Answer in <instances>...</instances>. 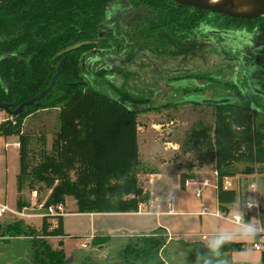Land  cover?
I'll use <instances>...</instances> for the list:
<instances>
[{"label": "trees", "instance_id": "obj_1", "mask_svg": "<svg viewBox=\"0 0 264 264\" xmlns=\"http://www.w3.org/2000/svg\"><path fill=\"white\" fill-rule=\"evenodd\" d=\"M123 8L141 13L147 21L140 26L135 21L128 22ZM209 18L246 22L179 6L170 0H4L0 3V103L11 105L10 109L14 110L37 96L49 85L55 68L63 61L51 91L37 106L25 107L17 116H8L0 122V137H14L18 143L15 209L20 212L29 207L24 193L33 191L37 194L49 191L42 205L44 210L64 203L69 197L73 200V212L78 214L136 213L139 203H147L150 195L137 179L143 170L137 147V115L141 112L137 107L148 109V99L119 91L120 70L116 67L111 70L115 74H111L114 80L109 82L105 61L120 56L124 44L132 40L127 37H152L157 33L186 37ZM254 22L262 23L261 19ZM85 40L98 41L102 52L90 55L96 48L91 44L55 57L65 47ZM211 107L212 126L201 124L200 129H192L182 148L198 156L204 154L213 161L218 209L226 212L238 202L240 195L224 189V179L264 175V108L251 106L246 100ZM52 109L57 110L58 128L48 149L45 134L24 133L23 128L26 118ZM188 170L178 176L182 188L186 179L195 177L190 173L191 168ZM37 202L41 203V199ZM41 219L39 231L15 223L4 232L0 228V237L8 240L22 234L36 235L35 263L62 264V252L51 251L38 239L62 236L61 217L44 215ZM51 220H55V227ZM106 241L105 237H98L92 244L100 246ZM160 245L162 239L157 236L142 237L127 247L125 253L145 263L158 252ZM241 249V244L228 243L221 253ZM260 264H264V251Z\"/></svg>", "mask_w": 264, "mask_h": 264}, {"label": "rangeland", "instance_id": "obj_2", "mask_svg": "<svg viewBox=\"0 0 264 264\" xmlns=\"http://www.w3.org/2000/svg\"><path fill=\"white\" fill-rule=\"evenodd\" d=\"M175 45V47H173ZM173 52V55L182 53V60H184L185 55H189L190 51L193 49L190 43L182 44V41H170L166 42L163 46ZM153 49L148 50L150 56L154 55L152 53ZM166 53V52H165ZM206 54V53H205ZM171 55V54H169ZM201 54L192 57L191 62L188 64L194 65H205V67H212L213 58L208 54L206 56L200 57ZM169 56L164 55L161 57V62L157 59L154 61L162 69H169L172 62L167 58ZM175 61H179L177 57L173 58ZM181 60V59H180ZM189 61V58H188ZM171 64V65H170ZM140 66V65H139ZM143 69L137 72H130L123 88L117 87L119 91H125L133 97L149 98L148 109L146 107H137L141 112L137 115V147L140 152L141 170H152L154 164L152 159L145 152L144 144L147 143L149 149L155 159H162L165 157L168 161H172L174 164L179 165L178 169L182 170L186 167V162L196 161V157L202 158V160L211 161L209 157L203 155H197L190 149H185L186 152L191 153L187 159L182 160V145L186 143L187 135L192 131V129H200L201 124L207 128L212 126L213 122V109L209 105L193 104L189 102L201 101L200 96H196L195 93L182 96L183 101H188L183 103L177 109H172L164 104L169 102H175L179 99L174 97L171 91H168L164 86V81H160L157 78H151L145 71L147 65H142ZM214 67V65H213ZM122 82V81H121ZM159 88L160 91L156 90ZM122 89V90H121ZM112 93V92H110ZM214 90L206 92V96H212ZM136 94V95H135ZM181 95V94H180ZM184 95V94H182ZM158 108V109H152ZM8 115L4 111H0V122L5 120ZM57 118V110H43L38 111L33 116H30L24 121V133L41 135L45 134L47 137V148H50L51 136L55 132L54 121ZM15 141L14 137L6 138L5 143L7 144L5 148L0 147V203L10 210L16 211L15 209V175L18 171L17 164V148H13L11 143ZM173 143L179 144L174 150ZM183 143V144H182ZM165 153L164 156L161 154ZM204 156V157H202ZM200 161V160H199ZM183 162V163H182ZM152 163V164H151ZM183 164V165H182ZM208 164V163H207ZM208 166H205L206 168ZM186 169V168H185ZM203 168L198 167L197 164L190 170V172L197 176ZM189 172L188 169H186ZM141 172V173H142ZM140 173V174H141ZM201 176L206 178L210 183L213 181L212 171H204ZM138 179V177H137ZM139 184L143 190H146L145 183L138 179ZM258 195L254 196L256 203V210H251L256 214L252 218H255L259 224H264V175L257 178ZM29 201V207L26 208L24 214L28 215H39V217H29V218H19L18 216H13L10 213H4L0 215V228L1 232L8 225H14L15 223H22L24 228L32 231H39L42 225V217L47 214L46 209L42 208L43 202L49 195V191L44 193L28 192L24 193ZM242 200L240 199V211L244 209L247 210V200L246 194L242 193ZM241 198V197H240ZM41 199V203L37 202ZM146 204V203H139ZM165 204V203H164ZM66 212L73 211V200L69 197L65 198L64 203L61 204ZM163 205V204H162ZM55 206V205H50ZM145 211V210H144ZM42 215V216H41ZM249 218V214H247ZM248 218L246 221H248ZM17 238H10L8 241H0V264H36V244L38 243L36 235L23 236ZM19 238V239H18ZM162 239V245L159 246L158 252L152 254L148 257L145 263L140 262V260L134 257L133 254H126L127 247L131 246L138 238L134 241L129 242L128 237L114 235L110 237L105 243L100 246L93 245L92 242L83 246L79 239H66L60 241L55 237L50 236H40L51 251H61L63 254L62 264H195V258L198 253H201V249L194 244H186L179 241L172 235H162L159 236ZM264 243V240L260 241V244ZM82 245V246H81ZM264 251V245L262 247ZM117 254L119 259H117ZM260 254V253H258ZM226 255V254H225ZM226 257V256H224ZM122 260V263H120ZM214 264H227L225 259H221L220 255L214 258Z\"/></svg>", "mask_w": 264, "mask_h": 264}, {"label": "crops", "instance_id": "obj_3", "mask_svg": "<svg viewBox=\"0 0 264 264\" xmlns=\"http://www.w3.org/2000/svg\"><path fill=\"white\" fill-rule=\"evenodd\" d=\"M54 125V130L56 131L58 128L57 118L54 121ZM13 143H16V139L11 143L12 147ZM173 144V149L175 150L179 144ZM6 145L5 139L0 137V147L5 148ZM144 145L145 152L151 157L155 167L152 170H146L150 172H142L138 175V179L145 183L146 190L150 195L149 201L145 204V212L125 214H78L73 212V205V211L66 212V214L61 217L62 236H57L55 237L56 239L62 242L69 238L79 239L83 246H87L94 238L98 237H105L108 240L110 237H114V235H119L128 237L129 242H132L136 238L172 235V237H175L179 241L186 244H194L203 250L205 249L204 246L207 242V237L217 230L231 231L235 228L236 223L240 221L241 217L236 215V210L239 202H241L240 199L242 200V193L246 194L248 197L247 210L244 209L240 211L244 222L256 220L252 218L256 213L253 211L251 213V210H256L257 208L254 196L256 193L258 195L259 184L257 178L260 177V175L224 179V189L234 190L241 198H239L236 204L229 206L226 212H222L218 209L217 205L216 179L212 160L209 162L196 157L195 163L187 161L185 164L186 169H193L195 164L203 169L200 171L199 175L194 178L186 179L184 187L182 188L179 185L178 176L180 173L186 172L187 170L183 168V166L182 170L178 169L179 165H176V163L174 164L172 161L169 162L165 157H162L160 160L158 158L155 159L147 143ZM138 153L140 158L139 148ZM164 154L165 153L162 152L161 155L164 156ZM190 155L191 153L186 152V150L182 148V160L187 159ZM205 166L208 167L204 168ZM207 170L212 171L213 174V181L211 183L201 176V174ZM202 184L204 185L202 186ZM197 191L200 192L199 196H196ZM171 196L175 198V201L171 209L168 210L166 204L168 198ZM249 204L253 206L249 208ZM150 205L151 207H149ZM239 210L241 209L239 208ZM25 211L26 208L22 209L20 212L16 210V212L21 214V216L18 217H39V215L36 214H24ZM216 213H223L230 220L218 218L215 216ZM247 214H249V218ZM232 217L238 218V222L232 220ZM247 218L248 221L245 220ZM51 223L52 227H55V220H51ZM261 226H264V224ZM3 239L4 238L0 237V241H8ZM262 240H264V231H260L257 237L251 241L233 240L230 243L241 244L242 249L230 253H220V257L221 259H225L227 264H260L261 254L263 252L262 247L264 245V243L260 244ZM254 244L260 246L259 251L253 248ZM244 249L250 250V254L246 258L240 255L241 251ZM117 259H119L118 254ZM120 263H122V260Z\"/></svg>", "mask_w": 264, "mask_h": 264}, {"label": "flooded vegetation", "instance_id": "obj_4", "mask_svg": "<svg viewBox=\"0 0 264 264\" xmlns=\"http://www.w3.org/2000/svg\"><path fill=\"white\" fill-rule=\"evenodd\" d=\"M125 9H122V13L125 14L124 17L128 22L135 21L134 23L140 26L147 21L141 13H134L127 9L125 11ZM258 19H261V24L254 22L257 19H240L246 22L235 23L209 18L200 23L186 37H172L160 33L152 37H148V35L146 37H143L144 35L127 37L132 40L129 44H124L125 48L121 51L120 56H116L114 59L109 57V60L105 61V71L109 74L106 78L109 82L114 80L115 73H111V70L116 67L120 70L119 76L120 82H122L119 83L123 85L130 72L140 71L143 69L142 65L145 64L147 67L144 69L149 77L164 81L163 86L171 91L174 97L179 96L177 101L164 104L172 109H177L183 103L188 102L183 101L182 96L192 92L201 97V101L198 103H213L215 101L234 103L246 100L251 106L258 105L264 108V17ZM107 22L108 20L105 21V23ZM219 22L227 23L220 24ZM170 41H182V44L190 43L193 49L182 60V53L173 55L172 51L163 47L166 42ZM91 42H97V44L96 48L90 51V55L95 56L102 52L98 41ZM151 49H153L152 53L154 52L153 56L148 54V50L151 51ZM205 53H209L213 58L212 67L188 64L192 57L199 54H201L200 57H204ZM163 54H167L171 58L167 57L169 59L167 63L170 60L173 61L169 69H162L161 66L154 63L155 59L161 62ZM174 57H177L179 61H175ZM81 63L83 64V62ZM156 90L160 91L159 88ZM210 90H214V93L212 96H206V92ZM141 99L149 100V98ZM189 103H192L190 105L194 104V102Z\"/></svg>", "mask_w": 264, "mask_h": 264}, {"label": "water", "instance_id": "obj_5", "mask_svg": "<svg viewBox=\"0 0 264 264\" xmlns=\"http://www.w3.org/2000/svg\"><path fill=\"white\" fill-rule=\"evenodd\" d=\"M4 0H0L2 3ZM179 6L191 7L198 10L209 11L212 13H217L223 16L231 17V18H240L246 20H253L264 17V0H170ZM96 45L97 42L91 41H80L74 44H71L61 51L57 52L55 57H59L64 54H68L74 50H77L83 46L87 45ZM85 57L81 58V62H83ZM63 61H61L58 66L55 68V73L49 83V85L37 96L29 99L18 105L14 110L10 109L11 105L0 103V110L4 111L8 116H17L20 114L25 107L37 106L38 103L44 99V97L51 91L57 76L62 66ZM222 101L218 102H203L204 105H216L220 104ZM194 104H201L195 102Z\"/></svg>", "mask_w": 264, "mask_h": 264}, {"label": "clouds", "instance_id": "obj_6", "mask_svg": "<svg viewBox=\"0 0 264 264\" xmlns=\"http://www.w3.org/2000/svg\"><path fill=\"white\" fill-rule=\"evenodd\" d=\"M249 204L248 207H252ZM236 215L240 216V221L236 223L235 228L231 231L217 230L215 233L207 237L205 251L198 253L195 258V264H214V258L218 257L221 249L233 240L251 241L254 240L260 231H264V226L259 225L256 220L244 222L239 207L236 210ZM250 254L249 249L241 251L240 255L246 258Z\"/></svg>", "mask_w": 264, "mask_h": 264}, {"label": "built area", "instance_id": "obj_7", "mask_svg": "<svg viewBox=\"0 0 264 264\" xmlns=\"http://www.w3.org/2000/svg\"><path fill=\"white\" fill-rule=\"evenodd\" d=\"M13 147L14 148H18V143H13ZM204 184H202L203 186ZM200 192L197 191L196 192V196H199ZM175 201V198L173 196L169 197L168 200H167V209L170 210L173 203ZM151 207V205L149 206ZM145 205L144 204H139L138 205V208H137V213H144L145 211ZM46 212L47 214L45 215H48L50 217H56V216H64L66 214V211L65 209L63 208V206L61 204H57L55 206H49L47 209H46ZM4 213H10L12 214L13 216H21L20 213L16 212V211H13V210H10L8 209L7 207H5L4 205L0 204V215L1 214H4ZM42 216V215H41ZM44 216V215H43ZM215 216H217L218 218H221V219H226V220H230L225 214L223 213H216ZM232 220H234L235 222H238V218L236 217H232ZM253 248L257 251L260 250V246L257 245V244H254L253 245Z\"/></svg>", "mask_w": 264, "mask_h": 264}]
</instances>
